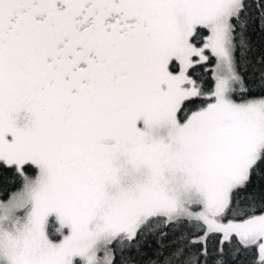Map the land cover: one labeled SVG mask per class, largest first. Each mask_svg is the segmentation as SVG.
Instances as JSON below:
<instances>
[{
  "label": "snow or ice",
  "instance_id": "snow-or-ice-1",
  "mask_svg": "<svg viewBox=\"0 0 264 264\" xmlns=\"http://www.w3.org/2000/svg\"><path fill=\"white\" fill-rule=\"evenodd\" d=\"M0 264H264V0H0Z\"/></svg>",
  "mask_w": 264,
  "mask_h": 264
}]
</instances>
